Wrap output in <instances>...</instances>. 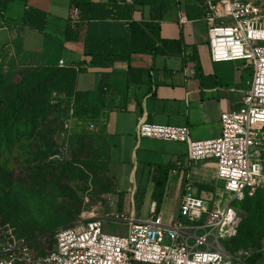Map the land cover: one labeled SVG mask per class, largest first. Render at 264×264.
<instances>
[{
	"label": "crops",
	"instance_id": "1",
	"mask_svg": "<svg viewBox=\"0 0 264 264\" xmlns=\"http://www.w3.org/2000/svg\"><path fill=\"white\" fill-rule=\"evenodd\" d=\"M201 2L152 0L151 5H139L133 19L154 20L160 36L181 40L180 46L174 43L160 53L155 50L133 53L129 60L116 59L106 66L89 65L85 40L88 36L126 37L128 20L82 21L81 10L72 0H15L8 3L5 11L0 10L2 62H9V68L28 73L36 67L58 65L64 60L62 66L83 69L78 75L77 89L92 91L91 97L102 105L104 112L103 139L110 158L108 175L115 185L114 192L109 193L111 213L146 219L151 203L156 201L163 218L172 220L179 213L167 215L165 209L171 181L175 183L174 199L178 206L187 183L203 197H211V185L219 184L215 181L213 160L191 162L185 143L136 136L137 123L143 119L158 124L188 125L194 140L213 139L221 133V114L242 104L252 78V71H247L249 67L243 66L242 61H214L205 26L201 27L194 20L184 24L178 21L180 11L188 14V10L193 9L195 12L196 6L201 8ZM161 3L167 7L158 15L154 7ZM73 9L79 10L80 23L72 22ZM28 10L41 13L44 22L34 20L33 16L25 19ZM69 25L76 34L66 38ZM100 86L105 88L103 95H100ZM159 165L172 167L160 203L153 198V174Z\"/></svg>",
	"mask_w": 264,
	"mask_h": 264
},
{
	"label": "built area",
	"instance_id": "2",
	"mask_svg": "<svg viewBox=\"0 0 264 264\" xmlns=\"http://www.w3.org/2000/svg\"><path fill=\"white\" fill-rule=\"evenodd\" d=\"M201 7L212 59L252 66L241 106L221 114V133L213 139L194 140L188 125L143 119L137 123L136 136L183 142L191 162L213 160L215 181L230 199L224 203L218 193L203 197L187 183L179 214L172 220L163 218L156 201L146 219L124 213L101 217L93 211L85 223L59 228L54 247L41 255L11 223L0 222V264H244L252 255V250L234 254L226 242L238 232L239 214L233 202L264 189V2L202 0ZM178 21H189L185 10L179 12ZM72 22L80 23L78 9L72 11ZM105 218L127 222V235L104 233ZM166 237L170 243L164 242Z\"/></svg>",
	"mask_w": 264,
	"mask_h": 264
},
{
	"label": "rangeland",
	"instance_id": "3",
	"mask_svg": "<svg viewBox=\"0 0 264 264\" xmlns=\"http://www.w3.org/2000/svg\"><path fill=\"white\" fill-rule=\"evenodd\" d=\"M195 9V12L188 10L189 20L205 26L207 32L206 24L201 21L202 7ZM9 66V62L0 64V116L11 104L14 90L33 72L23 73ZM249 68L247 71L251 72L252 66ZM88 85L92 87V82ZM25 97L27 103L49 101L54 107L32 135L15 138L5 149L0 147V222L15 223L35 253L41 255L54 247L59 228L85 223L93 211L101 217L111 213L108 210L111 195L104 191V185L108 184L104 179L108 148L103 139L104 112L99 110L94 98H77L56 81L45 80L34 87L28 86ZM95 108L98 115H90ZM211 192L221 194L224 203L230 199L220 183L211 185ZM175 194V183L171 181L165 207L167 215L179 213ZM245 200L233 202L238 210L239 226L233 242L227 243L228 248L234 254L243 250L261 252L253 264H264V233L256 225L263 222L254 223V231L250 232L246 223L251 215L245 209L248 204L264 206V199ZM261 210L264 212V208ZM256 217L259 216L255 214L253 222ZM240 229L249 231L246 238L239 237ZM102 231L127 235L128 224L105 218ZM164 242L170 243V238L166 237ZM249 258L244 259V264H251Z\"/></svg>",
	"mask_w": 264,
	"mask_h": 264
},
{
	"label": "trees",
	"instance_id": "4",
	"mask_svg": "<svg viewBox=\"0 0 264 264\" xmlns=\"http://www.w3.org/2000/svg\"><path fill=\"white\" fill-rule=\"evenodd\" d=\"M12 1L15 0H0V10L5 11L8 3ZM72 3L80 8L82 21L118 18L130 22L129 35L126 37L94 38L88 36L86 38L85 54L90 57L89 65L91 66H106L116 59L129 60L133 53H150L153 50L160 53L165 51V47L167 46L174 43L178 44V46L181 44V40L162 38L159 34V27L154 20L137 21L133 19V12L138 6L151 5L152 0H132L131 3L127 2V0H109L108 2L72 0ZM164 6L167 7V4L161 3L154 7L155 13L161 15ZM32 16L34 20L40 23L44 22V19L40 17L41 13L34 10H28L25 19L32 18ZM75 34L76 30L73 26H67L65 37L69 38ZM158 42L159 44H157ZM177 52H180V50L178 49ZM82 70L81 68L77 69L75 66H62L60 64L45 65L33 69V72H31L14 90L11 104L0 116V147L5 149L15 138H20L28 134L32 135L39 125H42L45 118L54 107L49 101H38L32 104L27 103L25 92L28 86L34 87L41 80L56 81L60 84L61 88L73 93L77 98H86V96L91 97L92 91H80L77 89L78 75ZM104 90V86H100V95L105 93ZM98 107L99 110L103 109L102 105H98ZM99 110L96 109L89 114L97 116ZM51 154L52 151L48 152L47 156ZM109 160V153L107 152L104 162V179L108 184L104 185V191L112 193L115 190V185L112 178L108 175ZM87 166L90 167V165ZM171 169V165H159L156 167L153 174V180L155 182L153 198L156 199L158 203H160L164 197L165 187ZM43 178L46 179L47 177L43 176ZM245 199L246 202L251 199H256L257 202H259L261 199H264V189H258L253 196H249ZM262 208H264V206L260 203L253 207L249 206V204L246 206V211L251 215L246 223V228H248L250 232L254 231V223L261 220L263 224L256 225L261 229V232L264 233V212L261 210ZM255 214L259 217H256V220L253 222ZM6 222L11 223L16 228V232L19 236H24L15 223L10 221L1 223ZM249 231L244 232L240 229L239 237L246 238V234ZM233 240L234 238L226 242L227 247V243L233 242ZM260 255L261 252L252 253L248 262L253 264Z\"/></svg>",
	"mask_w": 264,
	"mask_h": 264
}]
</instances>
